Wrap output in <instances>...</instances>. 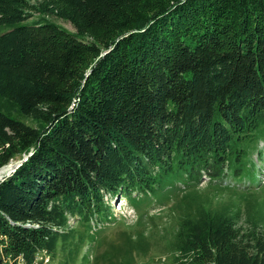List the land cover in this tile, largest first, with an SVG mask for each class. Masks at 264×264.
<instances>
[{
	"label": "trees",
	"instance_id": "16d2710c",
	"mask_svg": "<svg viewBox=\"0 0 264 264\" xmlns=\"http://www.w3.org/2000/svg\"><path fill=\"white\" fill-rule=\"evenodd\" d=\"M260 124L264 0H0V169L26 156L0 179V264L75 262L111 198L175 189L177 264H264V212L196 190L254 162Z\"/></svg>",
	"mask_w": 264,
	"mask_h": 264
},
{
	"label": "rangeland",
	"instance_id": "374dc122",
	"mask_svg": "<svg viewBox=\"0 0 264 264\" xmlns=\"http://www.w3.org/2000/svg\"><path fill=\"white\" fill-rule=\"evenodd\" d=\"M40 18L41 16L35 13L31 20L35 21ZM52 19L65 29L71 32L75 31L69 22L55 17ZM245 145L248 148V158L253 159L255 163L248 164L240 175H233V177L230 175L225 181H221L220 187L216 190L213 186L214 183H211L204 176L201 183L197 185L196 190L199 195L207 196L208 199L212 196L214 206L224 202L233 204L229 199L234 194L236 195V203L233 205L241 204L242 209H245L247 204L250 205V208L253 207V211L255 210L256 218L259 219L262 212H264V157H258L257 148L261 149L264 146V124H260L259 128L254 131L253 138L249 139ZM19 162L20 159H14L8 165H5L2 170H5L9 165H11V168ZM0 175H6V170ZM234 190L237 192H234ZM164 194L166 196L156 199L148 198V200L139 201L136 205L124 197L111 198L115 220L99 232L98 240L100 244L86 239L79 257L75 262L69 264H87L81 258L84 254L90 258L91 264H177L175 258L177 252L171 247L176 232V228H173L172 223L177 220L178 207L175 206V203L181 198L182 192L175 189L166 191ZM237 200H240V202ZM147 212H149V216L146 215V218L142 219L146 224L135 226L139 224L138 220L141 214H147ZM150 212L157 218L152 217ZM72 221L71 224H75L74 220ZM241 224L248 225L244 216ZM77 228L80 232L86 233V230L80 224L77 225ZM141 230L146 231V238L139 243L135 242L132 236H137ZM69 251V247L64 252L60 250L57 258L52 260L50 255H47L50 257L48 264H62L65 262ZM128 261H131V263H128ZM20 264H24V262ZM42 264L44 263L42 262Z\"/></svg>",
	"mask_w": 264,
	"mask_h": 264
},
{
	"label": "water",
	"instance_id": "95a60500",
	"mask_svg": "<svg viewBox=\"0 0 264 264\" xmlns=\"http://www.w3.org/2000/svg\"><path fill=\"white\" fill-rule=\"evenodd\" d=\"M25 158L21 159L19 163L15 164L13 167L10 168V170L8 172H6V175L10 174L12 171H14L22 161H24ZM4 167V166H3ZM2 167V168H3ZM2 168L0 169V172H2ZM4 172V171H3ZM1 174V173H0ZM3 176L0 175V179L2 178Z\"/></svg>",
	"mask_w": 264,
	"mask_h": 264
},
{
	"label": "built area",
	"instance_id": "2783aa9c",
	"mask_svg": "<svg viewBox=\"0 0 264 264\" xmlns=\"http://www.w3.org/2000/svg\"><path fill=\"white\" fill-rule=\"evenodd\" d=\"M38 259H39V261H42L44 264H48L49 261H50V257L47 256V255H45V256H41V257H39Z\"/></svg>",
	"mask_w": 264,
	"mask_h": 264
},
{
	"label": "bare ground",
	"instance_id": "6f19581e",
	"mask_svg": "<svg viewBox=\"0 0 264 264\" xmlns=\"http://www.w3.org/2000/svg\"><path fill=\"white\" fill-rule=\"evenodd\" d=\"M10 166H11V165H9L8 167H6V169H5L6 172L9 171ZM5 170H2V172L5 171ZM2 172H0V173H2Z\"/></svg>",
	"mask_w": 264,
	"mask_h": 264
}]
</instances>
